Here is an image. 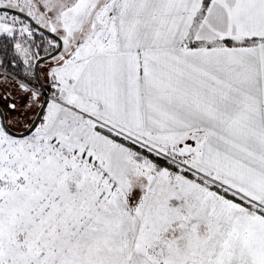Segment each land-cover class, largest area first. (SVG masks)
<instances>
[{"label": "snow or ice", "instance_id": "6c2138e0", "mask_svg": "<svg viewBox=\"0 0 264 264\" xmlns=\"http://www.w3.org/2000/svg\"><path fill=\"white\" fill-rule=\"evenodd\" d=\"M0 264H264V0H0Z\"/></svg>", "mask_w": 264, "mask_h": 264}]
</instances>
